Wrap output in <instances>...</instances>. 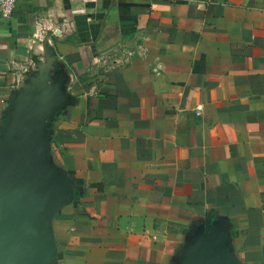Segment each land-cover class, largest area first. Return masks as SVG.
Listing matches in <instances>:
<instances>
[{
  "label": "crops",
  "instance_id": "1",
  "mask_svg": "<svg viewBox=\"0 0 264 264\" xmlns=\"http://www.w3.org/2000/svg\"><path fill=\"white\" fill-rule=\"evenodd\" d=\"M0 186L43 264H264V0H17Z\"/></svg>",
  "mask_w": 264,
  "mask_h": 264
},
{
  "label": "water",
  "instance_id": "2",
  "mask_svg": "<svg viewBox=\"0 0 264 264\" xmlns=\"http://www.w3.org/2000/svg\"><path fill=\"white\" fill-rule=\"evenodd\" d=\"M12 192L0 186V203ZM40 219L0 204V264H43L44 238ZM190 264H225L217 248L204 247Z\"/></svg>",
  "mask_w": 264,
  "mask_h": 264
},
{
  "label": "built area",
  "instance_id": "3",
  "mask_svg": "<svg viewBox=\"0 0 264 264\" xmlns=\"http://www.w3.org/2000/svg\"><path fill=\"white\" fill-rule=\"evenodd\" d=\"M183 1L188 2L192 0ZM16 4L17 0H0V18H10L16 8ZM139 50V44L121 46L118 50H109L103 52L99 55L97 62L102 70H107L115 66H122L124 64L129 63L135 55H139ZM153 70L157 71L158 68L154 67Z\"/></svg>",
  "mask_w": 264,
  "mask_h": 264
}]
</instances>
